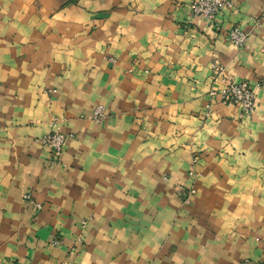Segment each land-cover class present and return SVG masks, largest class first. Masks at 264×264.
<instances>
[{
  "label": "crops",
  "instance_id": "crops-1",
  "mask_svg": "<svg viewBox=\"0 0 264 264\" xmlns=\"http://www.w3.org/2000/svg\"><path fill=\"white\" fill-rule=\"evenodd\" d=\"M188 2L0 0V264L264 257V0L219 26ZM224 78L248 81L251 115ZM52 129L69 135L53 163Z\"/></svg>",
  "mask_w": 264,
  "mask_h": 264
},
{
  "label": "built area",
  "instance_id": "built-area-1",
  "mask_svg": "<svg viewBox=\"0 0 264 264\" xmlns=\"http://www.w3.org/2000/svg\"><path fill=\"white\" fill-rule=\"evenodd\" d=\"M233 7L232 0H189L188 8L191 14L199 15L207 19L214 26H219L217 17L221 11L231 9ZM226 38L234 46L242 48L247 39L248 33L235 24L226 27ZM213 78L218 79L222 75L223 69L219 65L212 66ZM224 84L219 89L218 94L221 102L228 106L235 105L239 109L241 117L249 116L255 108V92L247 80H235L232 78L222 79ZM213 93V92H211ZM103 115V108L97 105L92 116L94 120H99ZM69 135L64 134L59 129H52L45 135L41 136L38 141L45 146L51 155V163L59 160L61 153L65 148V144ZM23 198L32 202L37 208L40 204L33 202L28 193L23 194ZM57 238L51 240L52 244L58 243ZM6 264H32L19 261H10ZM248 264H264V257L258 260L249 261Z\"/></svg>",
  "mask_w": 264,
  "mask_h": 264
}]
</instances>
